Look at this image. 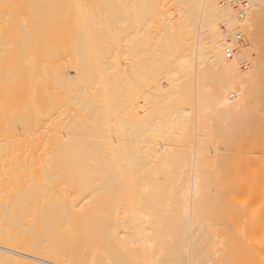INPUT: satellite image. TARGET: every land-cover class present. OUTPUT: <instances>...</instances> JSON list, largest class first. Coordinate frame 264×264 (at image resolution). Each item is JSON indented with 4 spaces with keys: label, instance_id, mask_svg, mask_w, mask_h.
Wrapping results in <instances>:
<instances>
[{
    "label": "rangeland",
    "instance_id": "374dc122",
    "mask_svg": "<svg viewBox=\"0 0 264 264\" xmlns=\"http://www.w3.org/2000/svg\"><path fill=\"white\" fill-rule=\"evenodd\" d=\"M148 1L149 10L143 0H0L1 235H33L37 224L47 221V203L56 207L49 221L58 225L56 235L73 230L75 236L93 238L120 223L126 207L138 205L144 191L138 183L126 189L124 176L113 168L117 155L108 150L113 141L131 147L141 142L146 130L133 114L141 104L151 122L164 108L190 107L180 134L161 142H203V158L215 159L216 166L236 152L264 156V134L241 136L233 128L229 136L216 121L207 124L208 108L190 106L191 85L176 98L154 96L152 82L164 76L175 54L189 50L193 32L175 28L169 39L159 40L166 27L161 13L186 7L181 0ZM50 62L76 66L57 74ZM241 67L247 71L249 64ZM204 76L213 85L207 67ZM116 124L127 136H116ZM158 169L151 173L166 193L170 180L163 175L175 168ZM43 187L49 189L48 202L42 200ZM31 191L33 198L26 199Z\"/></svg>",
    "mask_w": 264,
    "mask_h": 264
},
{
    "label": "bare ground",
    "instance_id": "6f19581e",
    "mask_svg": "<svg viewBox=\"0 0 264 264\" xmlns=\"http://www.w3.org/2000/svg\"><path fill=\"white\" fill-rule=\"evenodd\" d=\"M148 2L143 0L147 10ZM181 3L185 9L174 7L161 13L166 27L164 35L157 37L167 40L175 28H188L193 32L192 41L189 50L174 55L164 76L152 82L154 96L176 98L191 85L190 106L208 108L209 116L204 118L207 124L216 121L218 130L227 135L233 128L241 136L249 131L264 134V0ZM226 49L232 51L229 58ZM242 62L249 64L247 71L242 70ZM75 66L67 69L60 63H48L57 74H68ZM205 67L214 74L213 85L206 81ZM136 107L138 112L134 110L133 114L146 130L143 139L132 143L133 147L127 142L113 141L108 152L117 155L116 160L112 159L113 168L124 176L126 189L138 183L144 191L138 205L126 207L122 221L113 223L114 228L106 234L81 238L73 230L56 235L58 225L49 222L56 207L47 203L43 214L47 221L38 223L40 228L33 235L0 234V261L264 264V156L248 157L236 152L223 166H216L215 159L203 158V142L191 146L161 142L165 137L180 134L183 124L189 121L190 107L164 108L153 122L148 120L143 104ZM116 125V136H127L123 134L124 126ZM197 163L203 164V171H199ZM167 165L175 170L170 176L164 173L170 187L163 193L151 171L166 169ZM40 192L42 200L50 201L49 189L43 187ZM146 192L152 196L145 197ZM34 194L29 192L26 199H32ZM116 224L124 229H116Z\"/></svg>",
    "mask_w": 264,
    "mask_h": 264
},
{
    "label": "built area",
    "instance_id": "2783aa9c",
    "mask_svg": "<svg viewBox=\"0 0 264 264\" xmlns=\"http://www.w3.org/2000/svg\"><path fill=\"white\" fill-rule=\"evenodd\" d=\"M242 5L243 6H246V3L245 2H242ZM232 56V51L231 50H229V49H226V57H231Z\"/></svg>",
    "mask_w": 264,
    "mask_h": 264
}]
</instances>
